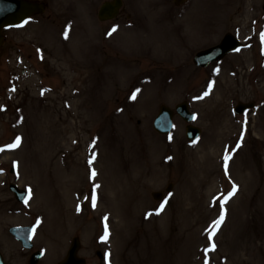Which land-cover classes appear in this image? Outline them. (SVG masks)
<instances>
[{
  "label": "rangeland",
  "instance_id": "1",
  "mask_svg": "<svg viewBox=\"0 0 264 264\" xmlns=\"http://www.w3.org/2000/svg\"><path fill=\"white\" fill-rule=\"evenodd\" d=\"M30 1L44 13L5 29L0 50L7 263L28 264L39 250L38 264H57L78 237L86 264H264V0H123L106 22L97 18L105 0ZM226 33L242 48L194 66ZM182 101L202 131L195 142L177 116L167 136L152 127L160 105ZM250 101L254 110L233 113ZM10 183L28 191L24 203ZM28 225L30 251L8 233Z\"/></svg>",
  "mask_w": 264,
  "mask_h": 264
},
{
  "label": "water",
  "instance_id": "2",
  "mask_svg": "<svg viewBox=\"0 0 264 264\" xmlns=\"http://www.w3.org/2000/svg\"><path fill=\"white\" fill-rule=\"evenodd\" d=\"M177 3L181 0H176ZM122 6L121 0H112L109 2H104L99 11L98 18L100 21H107L115 18ZM44 6L42 4L33 3L25 0H0V47L3 43V36L1 30L6 26H14L21 23L24 19L28 18L34 13H42ZM239 47V43L231 35L227 34L222 42L211 49L200 52L196 55L194 62L199 66H206L212 61L220 60L225 54ZM253 107L252 103L242 104L239 103L235 112L237 114L243 113L245 110ZM177 113L185 120L191 121L193 115L189 113L187 104L182 103L176 107ZM173 112L165 106L160 107L159 114L153 123L155 131L160 134H167L171 131L173 126ZM200 134V130L191 125L186 127V136L189 140L196 139ZM10 190L14 193L16 199L20 202L25 200L26 194L24 191L19 190L15 185H10ZM161 194H155L154 198L159 199ZM31 227H14L10 229V233L15 236V238L21 241L23 247L32 248L31 237L32 231ZM79 249V241L75 238L72 245L65 257V259L58 264H85V260L77 256V251ZM41 254L39 252L32 255L31 264H35L40 258ZM0 264H6L0 255Z\"/></svg>",
  "mask_w": 264,
  "mask_h": 264
},
{
  "label": "snow or ice",
  "instance_id": "3",
  "mask_svg": "<svg viewBox=\"0 0 264 264\" xmlns=\"http://www.w3.org/2000/svg\"><path fill=\"white\" fill-rule=\"evenodd\" d=\"M115 30H116V29L114 28L112 31L114 32ZM65 35H67V33H65ZM109 35H111V33H109ZM206 95H207V93H206ZM19 142H20V141H19V138H17L16 144L13 145V147L18 146V145H19ZM230 159H231V157H230L229 155H226V156L224 157V167H225V171H226V173H227V168H228V161H229ZM92 175L95 176L96 173L93 172ZM236 191H237V186L233 185V188H232L231 193H229V194H228V197H226V198L224 199V202L220 204L221 214H220V216H219V219H218L217 221L214 222V225H213V227H212V231H211V233H210V235H209V240L212 239V237L216 234V231L219 229L220 225L224 222V219H225V213H224V211H223V209H224V204L227 203V200H228L229 198H231V196L235 195ZM93 202H94V198H93ZM163 208H164V205L161 204V206H160V211H162ZM156 214L159 215V212H157ZM107 236H108V230H107V225H105V237H104V238L106 239ZM212 247H213V249H214V248H215V245L213 244Z\"/></svg>",
  "mask_w": 264,
  "mask_h": 264
},
{
  "label": "bare ground",
  "instance_id": "4",
  "mask_svg": "<svg viewBox=\"0 0 264 264\" xmlns=\"http://www.w3.org/2000/svg\"><path fill=\"white\" fill-rule=\"evenodd\" d=\"M128 40H129V39H128ZM198 151H199V150H198ZM111 171H113V170H111ZM109 172H110V171H109ZM31 173H32V172H31ZM109 174H110V173H109ZM113 174H114V171H113ZM113 174H112V178L114 179L113 176H115V175H113ZM56 176H57V175H56ZM70 176L73 177L74 175L72 174V175H70ZM68 177H69V174H68ZM113 179H112V180H113ZM110 186H111L112 190L115 189V186H116V185H115L114 180L112 181V183H111ZM42 192H43V191H42ZM129 194H131V193L129 192ZM42 195H43L44 197H45V195H46V197H47V195H48L49 197L51 196L50 193H47V192L45 193V191L42 193ZM129 198H130L129 195H126V194H125L124 196L122 195V198H121V200H120V203H124V202L128 203V201L130 200ZM50 200H51V199H50ZM119 205H120V208H121V205H122V204H119ZM123 209H124V207H123ZM119 210H120V209H119Z\"/></svg>",
  "mask_w": 264,
  "mask_h": 264
}]
</instances>
